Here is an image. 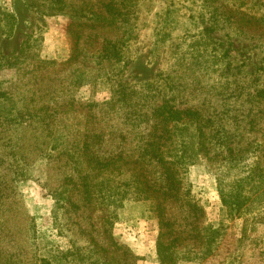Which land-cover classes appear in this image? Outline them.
<instances>
[{"label":"rangeland","instance_id":"obj_1","mask_svg":"<svg viewBox=\"0 0 264 264\" xmlns=\"http://www.w3.org/2000/svg\"><path fill=\"white\" fill-rule=\"evenodd\" d=\"M109 2L117 9L106 7ZM95 3L116 25L101 30L104 37L92 41L100 52L86 56L92 39L83 22ZM9 14L16 17L11 36ZM71 53L78 54L73 64ZM100 61L103 68L96 66ZM11 81L28 84L24 89L36 95L34 109L42 111L33 109L21 123L0 127V200L12 198L0 202V264H55V248L73 247V231L55 196L52 144L47 150L37 131L44 127L38 121L48 114L46 103L54 108L55 98L61 102L58 110L71 100L97 104L93 114L111 121L113 127L104 126L110 134L128 132L120 128L124 121L130 146H144L149 131L168 136L191 127L204 136L211 133L208 151L199 152L204 155L188 168L187 179L212 224L223 218L219 182L236 172L225 166L228 150H251L240 161H260L264 167V0H0V95ZM109 101L132 104L136 116L98 112ZM165 105L185 119L163 129L157 111ZM78 120L62 115L58 128ZM202 146L199 140L197 150ZM134 206L126 201L113 234L139 257L137 264H161L158 218ZM261 206L263 213L246 225L249 239L243 218L225 220L226 239L248 240L244 250L239 247L242 259L237 251L226 264H264V199Z\"/></svg>","mask_w":264,"mask_h":264},{"label":"trees","instance_id":"obj_2","mask_svg":"<svg viewBox=\"0 0 264 264\" xmlns=\"http://www.w3.org/2000/svg\"><path fill=\"white\" fill-rule=\"evenodd\" d=\"M106 7L117 9L118 5L109 2ZM90 10L91 15L83 22V27L91 30L88 37L92 39L87 43L91 46L85 48L86 56L100 52L93 48L98 42L92 41L104 37L101 30L108 31L116 25V20L102 14L101 5L95 3L90 6ZM9 16L11 20L6 24V33L11 36L16 17L14 14ZM164 21L170 22L167 18ZM74 54L71 53L69 59L72 64L78 60V54ZM96 66L104 67L102 61ZM17 70L19 73L16 76H19L22 69ZM77 70L82 68L77 66ZM109 73L110 70H107V76ZM77 81L72 83L76 85ZM25 85L18 86L11 81L0 95V127L6 123L18 124L36 108L35 92L27 93ZM46 104L48 114L38 121L43 122L44 127L37 131L42 134L47 150L52 144L58 175L55 196L59 198L67 227L73 231L72 249L63 252L55 248V264H137L139 257L113 234V225L119 213L127 209L128 200L134 202V207L147 208L150 214L158 218L156 247L161 264H208L211 261L226 264L231 262L240 245H243L241 247L244 250L248 241L246 237L226 239L225 220L243 218L244 236L247 234L249 239L252 234L246 225L251 217L263 213L264 167L260 161H240L245 157L242 153H250L251 150H228L230 159H227L225 166L236 172L227 182H219L223 218L221 222L212 224L207 220L205 206L196 198L193 185L187 179L188 168L204 155L199 157V152L209 149L213 136L211 133L204 136L205 132H196L191 127L175 130L168 136L162 132L156 135L154 131H149L145 134L149 141L144 146H130L126 139L130 137L126 135L130 130L124 121L120 128L128 132L119 135L104 131V126L114 125L106 117L95 118L98 115L93 112L97 104L71 100L60 110L59 99L55 98L54 108L49 106V102ZM132 107L130 103L122 105L109 101L106 107H99L98 112H126L134 117L136 115L131 112ZM53 109L55 115L51 114ZM157 113L162 117L163 129L170 121L178 125L185 119L182 111L175 116L168 105L160 106ZM85 114H90L91 118H86ZM62 115H67L72 121L73 118L79 120L65 124L67 128L61 130L58 124ZM35 116L40 117L37 114ZM191 117L196 119L198 115L191 114ZM46 119L48 122H45ZM54 122L55 127L50 126ZM75 125L77 127L69 131ZM199 140L203 141V146L197 150ZM1 160L4 159H0V164L3 163ZM6 199L12 198L4 195L0 202ZM243 255L239 251L236 257L242 259Z\"/></svg>","mask_w":264,"mask_h":264}]
</instances>
